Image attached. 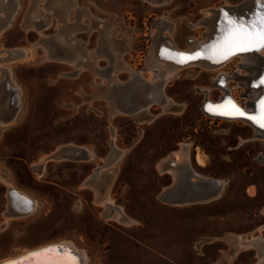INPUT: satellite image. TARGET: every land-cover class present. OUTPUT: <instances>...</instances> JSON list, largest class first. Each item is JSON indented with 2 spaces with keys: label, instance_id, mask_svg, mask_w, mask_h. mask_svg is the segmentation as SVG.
Returning a JSON list of instances; mask_svg holds the SVG:
<instances>
[{
  "label": "rangeland",
  "instance_id": "1",
  "mask_svg": "<svg viewBox=\"0 0 264 264\" xmlns=\"http://www.w3.org/2000/svg\"><path fill=\"white\" fill-rule=\"evenodd\" d=\"M242 1L0 0V93L8 82L19 96L15 118L0 120V258L70 241L87 264H264V139L246 121L202 109L223 92L214 84L219 72L241 71L239 56L221 69L183 68L149 95L146 113H127L112 91L134 75L151 77L143 66L157 20L173 22L164 31L184 48L203 38L198 22L207 9ZM228 86L244 105L245 88ZM68 144L95 155L50 159L41 172L36 163ZM182 145L196 172L224 180L219 195L181 204L159 198L173 180L163 165ZM97 170L102 178L93 180ZM12 185L38 200L35 210L6 215ZM96 189L112 203L99 202ZM119 207L128 222L113 216ZM239 235L256 245L241 246Z\"/></svg>",
  "mask_w": 264,
  "mask_h": 264
},
{
  "label": "bare ground",
  "instance_id": "2",
  "mask_svg": "<svg viewBox=\"0 0 264 264\" xmlns=\"http://www.w3.org/2000/svg\"><path fill=\"white\" fill-rule=\"evenodd\" d=\"M151 1L155 4L156 3L160 4V3H163L165 0H151ZM254 1L255 0H246L244 3H241V4L224 5V6H227L229 9H231V8L239 9V8H245V7L250 8L254 4ZM9 14H13V11L9 12ZM221 16L222 15L220 13V6L216 7V8L212 7V9L209 8L206 10L205 17L198 22V24L204 23V25L206 27L204 35L207 36L208 33H210L211 31H213L216 28V25L218 22L217 19L220 17V19H219V22H220ZM157 23L159 24L158 25L159 29L153 35L152 46L149 49L148 54L146 55L145 64L143 66V69L145 71L152 72L151 77L146 80L145 78H143L139 75L138 76L134 75L132 79H129L127 81V83L119 84V85L114 84L113 88H112V91L116 92V94L119 91L120 102H123L125 100L126 101L132 100V99L137 100L139 98L144 100V101H149L147 103L148 106L145 108L146 111L144 110V113H146L147 110L149 111V104L153 101L151 97H155L156 94H159V92H161V88L163 89V87L166 86V84H167L166 82H168L169 79L177 76L179 71L182 70L183 68H185L187 66H191V65L195 66V64H198L203 68L221 69L225 64H227L233 58V57H231L227 61L222 62L220 64H213V63H209V62H205V61H194V62L192 61L191 63H189L187 65H182L179 62L174 61L173 59L171 60L165 55V52L166 51L174 52V50H172L170 47H167V46L175 45L179 49H184V48L179 47L175 43L172 35H170V34L167 35L164 31V30H166V28H168V26H171V28H172L173 22L166 20V19H163V18H160L159 20H157ZM172 29L169 30L171 34H172ZM206 36H204L205 37L204 39L203 38H197V39L205 40ZM189 45L191 46V42H189ZM116 55H118V54H116ZM238 56H239V59H241V61L239 62V66L241 68V71L236 70L232 75L229 76V75H227V73L225 71L222 70L215 77L214 84L216 83L219 86H221L223 88L222 90L224 91V87L222 85V82L226 86H228L229 81L236 80L241 86H243V88H245L244 97L246 98V100L253 99L259 94V92H261V88L255 86V85H252L251 78L254 77L255 75H257V73L263 68L264 49L261 50V53L252 52V53L241 54ZM47 57H50V56L48 55ZM78 57H79V53H78ZM127 66H129V65H127ZM129 70H131V69H129ZM242 71H244L245 73L244 72L242 73ZM115 76H114V80L116 79ZM202 89L205 90L207 93L210 90V88L207 89L205 87H202ZM228 89L231 90L230 88H228ZM113 92H112V96H113ZM149 95H151V97ZM162 100H163L162 101L163 108L166 110V107L169 105V103H171V99L169 96L164 95V98ZM153 103H155V102H153ZM218 105H222V104H218ZM211 106H213V105H211ZM214 106H216V105H214ZM213 108L216 109L215 107H213ZM130 110H131V108H130ZM127 113H132V111L127 112ZM14 116H15V113L13 114L12 117L14 118ZM221 118H223V117H221ZM225 119H238V118H225ZM241 120L246 121L248 124H250L252 126L253 131H254L253 138L264 139V131L263 130H260L258 127L253 125V123L251 121H249L247 119H241ZM9 121L10 120H8L7 122H9ZM174 154H176L175 160L177 162H183L187 158L186 157V149H185V146H183V145L181 146V148L179 150L175 151ZM72 155H74V156H72ZM94 155H95V152L92 149H89V148L83 147V146H77L75 144H68V145H64V146L59 147L56 152L49 155L48 157L46 156V157L41 158V161H40L41 163L40 162L36 163V165L42 164L41 165V172H43L44 165L47 162V160L56 159V158L60 159V158L70 157V156H71V158H75V159L90 160L91 158H93ZM110 158L107 159L106 166H109L112 163L110 161ZM197 160L200 164H203L204 160L202 159V156H200V153L198 154ZM176 161H174V162H176ZM167 168H168L169 172L173 175V180L169 185H171V186L176 185L177 186L176 189L179 190L180 193L187 191L188 187L190 188L189 181H197L199 183H204V182L208 183L209 179L218 180V182L214 185L215 187H217L216 189H214L216 192V196L219 195V193L222 190L224 180H221V179L216 178V177H209V176L202 175V174L192 170L191 167H189L186 164L182 165L181 168H178L177 165H175L174 168H171V167L170 168L167 167ZM95 177H98L99 179H101L102 178V172L100 171L98 173V170H97V175H93L91 178H93V180H94ZM94 182L95 183H93L91 180V182H87L85 184H91L92 185V184L100 183V181H98L97 179H95ZM109 184H110V182L108 183V185ZM169 185L164 187L162 189V191H165V189H167V187H169ZM204 186L206 187V184ZM95 192H96V195H97L99 202L103 203L104 205L107 202L110 203L109 201H111V203H112V197H110V195L106 194L107 196L104 197L101 194L100 190H98V189H96ZM16 193L19 196L24 195L25 197H28L32 201L31 210L30 211L28 210L27 212L15 211L16 207L14 205H16V202L12 200V197H10L11 198V202H10V206H9L10 211H9V213H6V215H10V216L25 215V214H28L31 211L35 210V208L38 206V200L31 197L28 193H26L24 191H16ZM160 193L158 194L159 198L165 202L178 203V204L183 203V202L179 201L180 199L175 198L174 192L171 193V195H170L172 199H168V198L165 199V197L164 196L162 197L160 195ZM170 200H174V201H170ZM109 215H111V214H109ZM113 216H115V218H118V219H121L124 217V220L128 222V217H127V215H125V212H124L123 208H121V207H119V209L115 208ZM7 219H9V217H7ZM133 221H134V219H133ZM261 228H264V225ZM255 240L254 241L247 240L246 236H243V235H239V237H238V242L240 243L241 246H244V247H246L250 244L256 245ZM252 242H254L255 244ZM257 242H259V241H257ZM69 243H70V245H72V243L70 241L68 242V244ZM258 248H259V246H258ZM80 253L83 256L84 264H87L88 256H87L86 252L80 250Z\"/></svg>",
  "mask_w": 264,
  "mask_h": 264
},
{
  "label": "water",
  "instance_id": "3",
  "mask_svg": "<svg viewBox=\"0 0 264 264\" xmlns=\"http://www.w3.org/2000/svg\"><path fill=\"white\" fill-rule=\"evenodd\" d=\"M245 1L246 0H243L239 4L244 3ZM262 10H264V9H262V7H261V0H255L254 4L250 8L245 7V8H239V9H233V8L229 9L227 6L221 5L220 6V13L222 15L221 21L219 22V19H220V17H219L217 19L218 22H217L216 28L213 31H211L210 33H208L207 36L204 35V36H206L205 40H202V39L199 40L195 37H191L189 40V42H191V46L188 44V46L184 47V49H179L175 45L167 46V47H170L172 50H174V52H181V53H187V54H195L196 52H204L208 46L215 44L220 39V37L222 36V29L225 27V16H224L225 13H227L229 17H232L234 19L249 21L251 19H254L258 14H260ZM204 36H203V39L205 38ZM261 50L262 49H260V50L251 49L249 51L238 53V54L233 55L231 57L238 56V55L245 54V53H252V52L261 53ZM227 60L217 62L216 59H209L207 57V55H203V56L197 58L196 60H193V62L194 61H205V62H209V63H213V64H220V63L225 62ZM191 62L192 61L187 62V63H180V64L187 65ZM262 80H264V64H263V68L257 73V75H255L254 77L251 78L252 85H255V86L261 88V92H259V94L255 98L246 100L244 105H243L235 99V97L231 94V91L228 89V87L224 83H222V85L224 87V91L221 93V95L216 100H212V99L206 97L203 104H202V109L209 115H213L216 117L229 118V117H226L224 115L219 114L220 111H222V110H218V109L213 108L212 111H209L208 106L209 105L214 106V105H218V104H225L226 101L231 99L232 101L235 102V104H237L246 113H248L250 115L256 114L260 111L261 107H264V105H262V103H261L262 101H264V84L260 83ZM238 119H247V118H238ZM247 120H249V119H247ZM249 121H251V120H249ZM253 125L258 127L260 130L264 131V128L259 127L257 124L253 123ZM217 182H218V180L209 179L208 183L204 182L206 184V187H205L204 183H199L197 181H189L190 188L188 187L187 191L181 192V193L179 190L176 189L177 188L176 185H173V186L169 185V187H167V189H165V191H162L160 193V195L162 197L164 196L165 199H167V198L172 199L170 195H171V193L174 192L175 198L180 199L179 201L183 202V203L184 202L186 203V202L207 201V200L214 198L216 196V192L214 189H216L217 187H215L214 185ZM20 197L25 199L26 202H31V205H32V201L28 197H25L24 195H21ZM170 201H174V200H170ZM25 209H27V208H25ZM59 245H63L66 249L70 250L71 254L76 257L78 264H84L83 256L80 253V251L65 241H51V242H46V243H43V244H40V245H37L34 247L27 248L24 251H22L21 253L13 255L11 257L0 258V264H7V262H9V261L18 260L19 258L24 257L27 253L36 252L37 250L44 249V248H47L49 246H59ZM62 254L63 253H61V255Z\"/></svg>",
  "mask_w": 264,
  "mask_h": 264
},
{
  "label": "snow or ice",
  "instance_id": "4",
  "mask_svg": "<svg viewBox=\"0 0 264 264\" xmlns=\"http://www.w3.org/2000/svg\"><path fill=\"white\" fill-rule=\"evenodd\" d=\"M261 7L264 9V0H261ZM225 16V27L222 29V36L213 45L208 46L204 52L187 54L181 52H165L169 59L179 63H187L197 58L207 55L209 59H216L217 62L227 60L238 53L246 52L251 49H264V10L254 19L249 21L237 20ZM264 84V80L260 82ZM264 105V101L261 102ZM215 107L220 111L219 114L229 118H247L259 127L264 128V107L256 114H248L241 109L234 101L229 99L225 104L208 106L212 111ZM27 210H31V202H25ZM61 253H63L61 255ZM7 264H78L75 256L63 245L49 246L36 252L27 253L18 260L9 261Z\"/></svg>",
  "mask_w": 264,
  "mask_h": 264
},
{
  "label": "flooded vegetation",
  "instance_id": "5",
  "mask_svg": "<svg viewBox=\"0 0 264 264\" xmlns=\"http://www.w3.org/2000/svg\"><path fill=\"white\" fill-rule=\"evenodd\" d=\"M224 71L229 72L226 69H224ZM1 85H3L1 87L3 89H2V91L0 93V103H1L0 106H2L0 120H1V122H4V120H6V119L13 118L12 116H13L14 113H15V116H16L17 111L19 110V96H18V93H17V89L14 88L13 86H10V83H8V82L6 84L2 83ZM227 87L230 88V86H227ZM231 94H232V91H231ZM235 99L238 100L237 97H235ZM240 102H241V100H240ZM121 103L122 104H120V108H122L123 110H127V112L132 111V113H130V114H133V115H138L140 113L142 114V113H144V110L146 111V109L141 106V104H143V100L140 99V98L137 99V100H134V99L128 100V101L125 100V101H123ZM241 103H243V102H241ZM130 106H131V110H130ZM15 116H14V118H15ZM72 156H74V155H72ZM69 158H71V156ZM196 158H198V155H196ZM174 161H176V160H172L171 158H169L168 161H167L168 163L165 162V164L163 165L164 166L163 168L168 169L166 167L170 168L171 166H172V168H174L175 165H177L178 168H181L182 165L186 164L189 167H191L192 170L196 171L192 166H190V164L186 160L183 161V162H177V161L174 162ZM165 173H169V171L167 170ZM18 190H22V189H20V188H18L16 186H13L11 189L8 190V192L10 191L9 194L12 197V200L16 202V205H14L16 207L15 211H17V212H27L28 210L25 209V208H27L25 206V202L26 201H25V199L21 198L16 193V191H18ZM8 192H7V202L9 201Z\"/></svg>",
  "mask_w": 264,
  "mask_h": 264
},
{
  "label": "crops",
  "instance_id": "6",
  "mask_svg": "<svg viewBox=\"0 0 264 264\" xmlns=\"http://www.w3.org/2000/svg\"><path fill=\"white\" fill-rule=\"evenodd\" d=\"M2 1V4H4L3 3V0H1ZM1 18H4V16H1ZM1 110H2V106H0V115H1ZM8 120V119H7Z\"/></svg>",
  "mask_w": 264,
  "mask_h": 264
}]
</instances>
